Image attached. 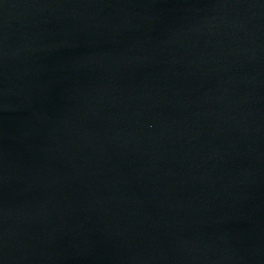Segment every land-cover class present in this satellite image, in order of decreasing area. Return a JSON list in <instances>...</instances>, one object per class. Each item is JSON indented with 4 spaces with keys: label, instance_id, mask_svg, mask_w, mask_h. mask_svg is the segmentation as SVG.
<instances>
[{
    "label": "water",
    "instance_id": "1",
    "mask_svg": "<svg viewBox=\"0 0 264 264\" xmlns=\"http://www.w3.org/2000/svg\"><path fill=\"white\" fill-rule=\"evenodd\" d=\"M0 264H264V0H0Z\"/></svg>",
    "mask_w": 264,
    "mask_h": 264
}]
</instances>
